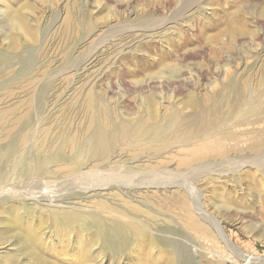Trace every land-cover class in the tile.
<instances>
[{"label": "rangeland", "instance_id": "obj_1", "mask_svg": "<svg viewBox=\"0 0 264 264\" xmlns=\"http://www.w3.org/2000/svg\"><path fill=\"white\" fill-rule=\"evenodd\" d=\"M188 1H200L203 7H184L183 3ZM263 9L264 0H0V157L12 139L18 138L22 132L33 134L34 138L30 140L36 149L48 153L51 149L66 151V142L70 139L84 142L88 126L100 124L115 131L142 128L148 109L146 97H152L160 113L166 114L164 111L171 107H168L170 103L179 107L192 91L190 85L181 93H174L166 84L170 74L159 73V67L152 66L154 63L162 58L176 71L188 65L190 70L184 69V78L188 80L194 78L195 72L204 69L207 75L203 84L214 81L213 71L226 65L227 60L231 62L237 57L240 58L236 61L238 68L243 64L250 66L255 63L256 52L264 53ZM238 10L244 26H234L236 32L247 29L250 35L242 37L239 42L240 37H234L231 54L224 53L220 58L199 56L182 60L183 56L202 53L203 46L209 47L203 43L205 38L222 30L221 23L226 16ZM182 16L186 25L174 22L176 24L162 32V41L166 42L152 40L157 41L154 43L142 36L144 29L153 22L178 20ZM191 18L194 19L189 22ZM182 31L183 35H179ZM153 47L156 50H152ZM208 51L207 48L204 53L208 54ZM262 65L255 68L253 75H264V61ZM151 68L154 69L150 71ZM179 74L174 75L177 78ZM189 113L182 112V115L187 117ZM200 120L201 117H187L177 131L186 133L200 129ZM181 143L160 152L142 149L138 155L131 147L126 148L124 143L117 142L113 147L116 159L111 162H121L125 171L129 168L139 173L161 171V174L182 177L183 184H186L183 188H193L200 197L201 216L196 219L208 229V234L186 232L176 216L178 210L168 204V200L177 194H183L190 201L188 191L181 187L159 191L149 189L134 196L115 187L88 195L75 192L50 205L62 208L74 204L75 209L85 214L100 215L96 206L101 201L130 220L146 223L145 238L151 239L154 246L151 252L157 264H165L169 253L174 264H264V175L251 166L233 174L231 164L216 163L210 171L207 169L189 176L186 168L176 166L182 159L179 150L185 149ZM242 150L237 159L251 161L255 154L246 148L238 149ZM236 157L229 156L230 160ZM235 166L240 167L239 164ZM216 168L231 174L218 176L213 173ZM249 174L255 180L247 178ZM250 180L256 181L257 186L250 188ZM26 182L21 183L22 187L33 184ZM150 197L159 206L149 205L146 199ZM83 198L87 199L86 202ZM123 200L140 207L149 216L131 212L122 206ZM23 202H19L17 213L24 218L27 227L42 237L43 249H31L23 235L14 236L8 231L7 224L14 211L13 201L0 194V264H38L34 255L42 260L41 264H79L82 252L81 255L75 253L84 245L86 254L92 258L90 264H151L142 258L144 249L135 251L131 246L129 253L116 254L104 244V240L91 237L95 230L87 227L68 230L65 245L60 241V232H54L64 226L57 228L49 221L39 222L48 211L58 207ZM104 218L103 224L107 223L109 227L108 218L105 215ZM98 232L102 233L101 230ZM81 233H84V239L77 246ZM192 239L199 249H192V252L183 249L185 242H189L186 246L192 248ZM223 241H228L229 248H237L241 256L252 260L244 259L236 251L231 252ZM101 248L102 252H99Z\"/></svg>", "mask_w": 264, "mask_h": 264}, {"label": "bare ground", "instance_id": "obj_2", "mask_svg": "<svg viewBox=\"0 0 264 264\" xmlns=\"http://www.w3.org/2000/svg\"><path fill=\"white\" fill-rule=\"evenodd\" d=\"M183 4L185 5L184 7L192 5L194 9L195 5L197 8H201L202 6L200 1H188ZM252 11L250 9L251 13ZM262 12H264V9ZM241 17L239 10L231 12L230 15L228 14L221 23L224 28L216 34L206 37V42L202 41L204 45L209 47H201L203 50L200 53L201 55L196 53L181 56L182 60L188 61V59L198 58L199 56L204 58L208 56L220 58L224 53L231 52L233 50V46L231 47V45L234 37L235 39L236 37H240L237 41H241L242 37L250 35V31L247 29L238 31L240 33L236 32L237 29L235 27H240L236 25L244 26L241 22ZM184 19L182 16L178 20L172 18L165 21L160 20V22L155 21L148 25V28L144 29L142 36H145L150 41L158 40V42H166L162 41L164 38L162 32L168 30L170 25L176 24L174 22L179 21V23L186 25L187 21L185 23ZM192 19L194 18L188 21L190 22ZM193 28L197 27L193 26ZM183 33L184 31L179 33V35H183ZM255 36L257 37V35ZM223 37L224 39L222 40L221 38ZM152 42L157 43V41ZM207 48L209 51L208 54H205L204 52ZM152 50L156 49L153 47ZM238 59L236 57L231 62L227 60L226 65L220 66L217 68V71L215 69L213 71L214 81L206 84H203L205 75H207L204 69L195 72L194 78L188 80L184 78L186 74L184 72L186 70L184 69L190 70V66L186 65V67L176 71L162 58L158 63H154L155 61H153L154 64L152 66L154 68L159 67V73L167 72V74H170L169 77L171 78L166 80V84L174 93H181L183 89L188 88L190 85L192 91L188 92L184 100L182 99L183 101L179 107L174 102L170 103L173 105L169 104L168 107H171L164 111L166 114L160 113L152 97H146L144 100L148 109L146 111V118L143 119L144 125L142 123V128L136 129L135 127L130 130L128 128H120L121 131L119 129L115 131L100 124H96L93 127L88 126L85 131L87 132V137H85L84 142H76L70 139V141L68 140L66 142V151H51V149L48 153L40 152L36 149L33 141L30 140L34 138L33 134L30 135L29 132L28 134L20 133L18 138L12 139L7 150L0 157V194L12 200L14 206L12 218L7 224L8 231L12 232L14 236L19 237V234L23 235L30 248L33 249L36 247L35 249L38 250V248L44 246L43 239L36 235L30 227H27L24 218L20 213H17L16 208L19 202L22 204L24 203L23 201H31L39 206L52 208L54 206L50 205L51 203L57 204L64 196L75 192H83L88 195L90 193L107 192L108 189L115 187L120 192L134 196L141 191L149 189L159 191L168 189V187L183 188L184 185L186 186V184H183L182 177H172L168 173L161 174V171L152 174L134 172L131 168L129 169L133 172L123 170L124 164L122 166L119 161L111 162L115 158L113 157L115 155L113 147L117 142L124 143L126 148L131 147L139 155L142 149L160 152L169 146L185 141V143H181L183 144L181 146H184L183 148L185 149L179 150V153L182 154V159L176 166L186 168V173L189 176L205 172L207 169L210 171L216 167H213V164L215 165L216 163L223 166L231 164L233 174L251 166L252 168L258 169L261 175H264V168L261 167L264 165V151H261L264 148V75H253L255 68L258 69L263 66L264 53L262 51L256 52L255 63L250 66L243 64L238 68L239 65L237 66L238 63L236 62ZM154 68H151L150 71ZM207 68L211 70V68ZM261 70L258 71L260 72ZM138 73L140 72L138 71ZM177 73H181V77L179 74V77L176 78ZM174 76L175 78L173 79ZM256 77H258L257 80ZM186 111L190 112L187 117H191L192 119L201 117L200 129L196 128L186 133L177 131L183 126V122L187 118L182 115V112ZM63 139L65 140V138ZM29 146H31L33 151L30 150ZM242 148H246L249 153L255 154L251 158V161H246L242 158L237 159L236 156H239L243 152V150L238 151V149ZM230 155H235L236 158L230 160ZM217 160L219 162H216ZM69 161L70 163L68 164ZM236 164H239L240 167H236ZM221 170H224V168L222 167ZM220 171L217 169L213 173L221 177H226V175L231 174L228 171ZM246 177L254 179V176L251 174L246 175ZM25 180H27V184L33 183L34 185L31 184L30 186L22 187L23 184L21 183H24ZM254 180H250V188H253L257 184ZM183 189L188 191L187 194L190 201L188 202L183 194H177L168 200V204L178 210L176 216L179 218L182 224L181 226L186 232L188 231L192 235L208 234V229L200 225L196 219V216H201V210L199 208L200 197L196 195L193 188L184 187ZM83 200L86 202L87 199L83 198ZM146 201L149 205L154 206L156 204L159 206L153 197L146 199ZM129 203L123 200L121 204L124 207H128L127 209L131 212L138 213L139 216L144 215L147 217L148 213L143 209ZM56 207L58 209L48 211V215L41 218L39 222L49 221L53 226H57V228L60 225L64 226L66 229L63 227L61 230L54 232H57V234L60 232L58 234L62 237L60 241L65 243V245L68 241V230L73 229V227H76V229L77 227H87L95 230L91 237L104 240V244L106 246L108 245L111 251L116 254H127L131 251L130 247L133 246L132 250H145L142 256L143 259L151 261V264H157L155 255L153 256L151 252L154 249L151 239L145 238L147 232L145 228L148 227L146 223L138 219L130 220L125 215H122V213L101 201L96 206L101 216L96 213L85 214L86 212L83 213V211L75 209L74 204L62 208L60 206ZM42 211L46 212L43 209ZM104 215L108 218L107 221H109V224H111L109 227L107 223L103 224L102 219H106ZM106 228L114 230L107 231ZM78 230L83 232L79 228ZM100 230L102 233L98 232ZM219 233L221 238L224 239L220 229ZM83 236L84 233L79 235L78 240H75L76 244L80 243ZM223 242L227 244V247L229 246L228 241ZM192 243L193 246L190 248L186 246V244L189 245V242H185V246H182L185 247L183 249L190 252H192V249L196 250V244L193 239ZM102 248L99 252H102ZM86 249V245H84L81 251L78 248V252L75 253V255H81L82 252L79 264H90V259L92 258L86 254ZM229 249L231 252L236 251L241 256L237 248L236 250L230 246ZM156 256H159V254H156ZM34 257L38 264L42 263V260L38 259L35 255ZM241 257L246 260H252L245 256ZM165 264H174L170 253Z\"/></svg>", "mask_w": 264, "mask_h": 264}]
</instances>
